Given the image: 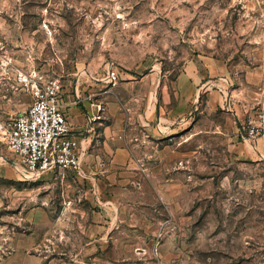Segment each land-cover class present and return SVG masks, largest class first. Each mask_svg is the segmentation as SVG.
<instances>
[{
    "label": "rangeland",
    "instance_id": "obj_1",
    "mask_svg": "<svg viewBox=\"0 0 264 264\" xmlns=\"http://www.w3.org/2000/svg\"><path fill=\"white\" fill-rule=\"evenodd\" d=\"M19 72L60 79L82 162L30 172L0 131V261L53 221V264H264V147L239 130L264 110V0H0V124L32 102Z\"/></svg>",
    "mask_w": 264,
    "mask_h": 264
},
{
    "label": "built area",
    "instance_id": "obj_2",
    "mask_svg": "<svg viewBox=\"0 0 264 264\" xmlns=\"http://www.w3.org/2000/svg\"><path fill=\"white\" fill-rule=\"evenodd\" d=\"M107 77L117 82L120 71L112 65ZM18 79L31 90L32 102L25 112L0 124L4 142L18 163L33 173L54 174L78 169L83 145L68 120L61 98L62 85L56 77L43 78L19 72ZM248 112L241 132L251 141L264 137V110Z\"/></svg>",
    "mask_w": 264,
    "mask_h": 264
},
{
    "label": "crops",
    "instance_id": "obj_3",
    "mask_svg": "<svg viewBox=\"0 0 264 264\" xmlns=\"http://www.w3.org/2000/svg\"><path fill=\"white\" fill-rule=\"evenodd\" d=\"M71 103L74 104L75 102ZM63 107L66 110L68 120L75 130L76 134L80 133V130L85 126L83 125L85 124L83 121V117L80 114L77 115V112H74L73 108L68 107L65 103H63ZM245 117L242 121H240V132L241 125L244 123ZM242 135L244 136V134ZM256 141H258L261 147H264V137H261ZM96 193L98 195L97 203H100V205L105 206L109 210L115 208L116 204L113 202V200H108L104 197L105 195H108L107 193L105 194L102 191ZM108 202L111 203L113 207L107 205ZM106 213V209H103L98 213L95 208H93V206L92 208L86 209L85 211V219H91V221L97 222L95 225H99L101 229L104 230L98 237L100 241H103L106 237L111 238L117 235L116 231H114L113 233V231H110L111 229L108 230L113 220H110V217H107ZM53 225L54 222L51 221V224L49 225V227L51 228V235L47 233V226L45 227V231L43 232H29L26 228L21 226L17 227V229L9 231V238H7L4 242V248L5 250H7V255L4 258V261H0V264H53L54 253L52 252L53 250L48 243L49 240L54 241L53 235L56 236L53 231ZM27 227L29 226L27 225ZM88 242L89 245H87V249H90L92 244L91 235Z\"/></svg>",
    "mask_w": 264,
    "mask_h": 264
}]
</instances>
